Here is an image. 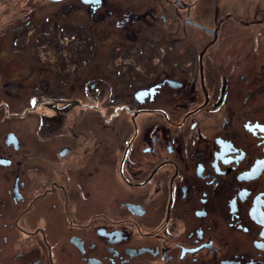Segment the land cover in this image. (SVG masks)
<instances>
[{"label":"flooded vegetation","instance_id":"flooded-vegetation-1","mask_svg":"<svg viewBox=\"0 0 264 264\" xmlns=\"http://www.w3.org/2000/svg\"><path fill=\"white\" fill-rule=\"evenodd\" d=\"M0 264H264V0H0Z\"/></svg>","mask_w":264,"mask_h":264}]
</instances>
